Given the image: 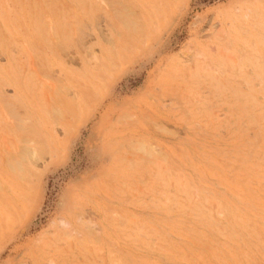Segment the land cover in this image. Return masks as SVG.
Here are the masks:
<instances>
[{"label": "rangeland", "instance_id": "rangeland-1", "mask_svg": "<svg viewBox=\"0 0 264 264\" xmlns=\"http://www.w3.org/2000/svg\"><path fill=\"white\" fill-rule=\"evenodd\" d=\"M0 264H264V0H0Z\"/></svg>", "mask_w": 264, "mask_h": 264}, {"label": "bare ground", "instance_id": "bare-ground-1", "mask_svg": "<svg viewBox=\"0 0 264 264\" xmlns=\"http://www.w3.org/2000/svg\"><path fill=\"white\" fill-rule=\"evenodd\" d=\"M116 12H117V11H114V12L111 11V13H114V14H115ZM116 14H117V13H116ZM118 14H119V12H118ZM116 18H118L117 15H116ZM121 19H123V18H121ZM118 20H119V19H118ZM123 26H124V25H123ZM53 106H54V105H53ZM67 113H68V112H67ZM64 114H65V113H64ZM72 114H73V113H72ZM74 114H75V113H74ZM74 116H75V115H74ZM46 142H47V141H46Z\"/></svg>", "mask_w": 264, "mask_h": 264}]
</instances>
